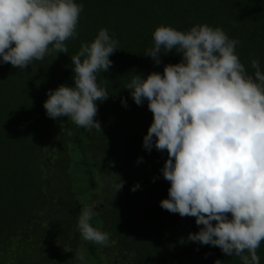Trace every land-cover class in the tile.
Instances as JSON below:
<instances>
[{
  "label": "trees",
  "instance_id": "trees-1",
  "mask_svg": "<svg viewBox=\"0 0 264 264\" xmlns=\"http://www.w3.org/2000/svg\"><path fill=\"white\" fill-rule=\"evenodd\" d=\"M76 2L84 7L68 54L47 55L23 72L0 64V264H78L81 247L86 264H241L218 247L188 241L200 230L195 218L160 207L171 186L160 171L168 154L143 148L153 114L124 87L134 73L147 78L181 61L175 51L161 54L159 66L145 56L162 24L185 32L197 24L220 27L240 42L236 53L249 74L252 59L264 71V0ZM101 28L119 40L111 68L97 78L109 93L97 102L102 132L53 120L43 107L49 90L74 86L70 57ZM85 204L96 205L90 223L109 233L108 246L82 240L77 222ZM257 254L264 264V241Z\"/></svg>",
  "mask_w": 264,
  "mask_h": 264
},
{
  "label": "clouds",
  "instance_id": "clouds-1",
  "mask_svg": "<svg viewBox=\"0 0 264 264\" xmlns=\"http://www.w3.org/2000/svg\"><path fill=\"white\" fill-rule=\"evenodd\" d=\"M83 4L76 0H0V64L23 72L53 53L68 54L66 42L77 39ZM146 50L155 65L161 54L181 56L163 73H134L125 85L137 106L147 101L153 114L143 148L166 151L162 169L170 183L160 207L194 217L199 232L188 241L218 247L241 264H260L264 241V71L251 60L249 74L236 53V39L220 27L197 24L188 31L160 25ZM119 40L101 28L92 42L70 57L74 86L49 90L43 107L49 118L66 117L76 126L102 132L95 119L97 102L109 93L97 82L118 51ZM108 80L104 79L103 83ZM122 103L127 107L126 100ZM141 157L138 162H142ZM123 182L114 185L118 192ZM137 184L132 191L139 188ZM95 204H85L77 229L83 241L108 246L110 235L92 226ZM183 243V241H181ZM86 264L83 248L74 253ZM72 262V261H70ZM69 262V264H70ZM215 264H222L216 260Z\"/></svg>",
  "mask_w": 264,
  "mask_h": 264
}]
</instances>
